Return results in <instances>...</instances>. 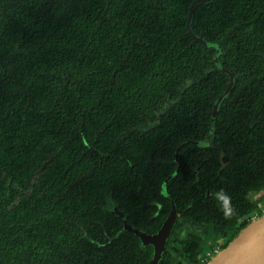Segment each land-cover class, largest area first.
Segmentation results:
<instances>
[{
	"label": "trees",
	"instance_id": "obj_1",
	"mask_svg": "<svg viewBox=\"0 0 264 264\" xmlns=\"http://www.w3.org/2000/svg\"><path fill=\"white\" fill-rule=\"evenodd\" d=\"M194 1L0 0V264L149 263L106 206L158 230L143 201L210 131L229 78L187 30ZM190 27L234 83L167 191L223 249L264 195V0L196 4ZM179 245L199 264L197 237Z\"/></svg>",
	"mask_w": 264,
	"mask_h": 264
},
{
	"label": "water",
	"instance_id": "obj_2",
	"mask_svg": "<svg viewBox=\"0 0 264 264\" xmlns=\"http://www.w3.org/2000/svg\"><path fill=\"white\" fill-rule=\"evenodd\" d=\"M213 0H195L189 7V15L187 19V30L189 34L193 37L195 42L201 44L202 46L208 48H215L216 54L214 56V63L217 69L225 73L228 78V85L226 90L215 100L213 110H212V123L208 135L200 141H186L181 143L175 151V161L177 163V168L172 175L168 176L164 180L163 191H165L166 183L173 178L180 169V163L178 161V155L183 147L188 144L199 147H206L214 137L215 131V115L219 110L220 104L229 95L234 78L233 75L219 63V55L221 53V48L218 44L210 43L199 36H197L191 29L190 23L194 13V7L199 3H211ZM176 216V209L173 208L172 213L169 215L168 219L164 222L162 228L153 236H146L145 234L134 231V233L140 238L142 244H148L154 247L152 254V259L149 264H158L161 259L162 250L166 244V238L169 235V231L174 223ZM123 228H128L123 220ZM207 264H264V214L252 219L244 228H242L234 238L223 248L218 254H216Z\"/></svg>",
	"mask_w": 264,
	"mask_h": 264
},
{
	"label": "flooded vegetation",
	"instance_id": "obj_3",
	"mask_svg": "<svg viewBox=\"0 0 264 264\" xmlns=\"http://www.w3.org/2000/svg\"><path fill=\"white\" fill-rule=\"evenodd\" d=\"M211 144H212V142L209 143L206 146V148L210 147ZM199 148H201V147H199ZM173 161L176 163L175 152L173 155ZM178 161H179V155H178ZM220 163H222V165H225L228 163V159L226 157H223L220 160ZM176 168H177V163H176ZM176 168L174 169V171L176 170ZM180 168H181V165H180ZM173 172H172V174H173ZM196 175H197V169L195 171V176ZM168 182L165 185V191H163V184H164V181H163L159 188L154 189L153 193H156V195L153 196L150 201H143V207L145 208L146 206H149V209H150L149 213H147L148 215L146 216V220L154 226H156L160 222L159 229L156 231L148 233L145 230H142L140 228H135V227L131 226L130 224H128L126 221L127 215L122 214V212L118 210V205L112 200L107 201L108 204L106 207H107L108 211H110L111 213H114L116 216H119L122 219V223L124 220L125 224H127V226H128V228L124 229L125 231H128L130 233H134V231L137 230V231L145 234L146 236L155 235L162 228L164 222L168 219L169 215L172 213L173 208H175L176 209L175 220H174V223H173V225L169 231V235L166 238V244H165L164 249L162 250L161 259H162L165 252H172L173 256L177 257V259H178L177 261L179 264H187L188 261L190 260V258H189L190 254L184 253L182 251L183 245L177 246V247H179V250H180L179 253L174 251L175 238L178 239L179 241H187L189 235H194L195 237H197L199 239V249L198 250H199V254H200L203 251L205 252V247H207V246L211 247L214 244V242H216L215 240L217 239V237L213 235L212 230L210 229V227L206 226V224H202V223L192 221L190 215L186 214L184 210L180 211L178 206H176V203H175L173 197L167 191ZM150 190H153V189L150 188ZM158 191H160V193ZM258 195H261L264 197V195L262 193H259V194L255 195L254 198L250 197V199L252 202L259 205L261 202L258 201V199H257ZM263 200H264V198H263ZM206 228H207V231H206ZM220 239L222 240L221 243H224L227 241L226 238H223V239L220 238ZM139 242H140L139 247H141V249H143V251H149L150 254H153V251H154L153 246L148 245V244H142L140 238H139ZM178 254H179V256H178ZM161 259L159 260L158 264L160 263ZM149 262H150V260H149Z\"/></svg>",
	"mask_w": 264,
	"mask_h": 264
},
{
	"label": "built area",
	"instance_id": "obj_4",
	"mask_svg": "<svg viewBox=\"0 0 264 264\" xmlns=\"http://www.w3.org/2000/svg\"><path fill=\"white\" fill-rule=\"evenodd\" d=\"M257 214H253L251 220L256 218ZM220 243L215 244L211 249H208L203 253V255L199 259V264H207L216 254L221 251Z\"/></svg>",
	"mask_w": 264,
	"mask_h": 264
},
{
	"label": "clouds",
	"instance_id": "obj_5",
	"mask_svg": "<svg viewBox=\"0 0 264 264\" xmlns=\"http://www.w3.org/2000/svg\"><path fill=\"white\" fill-rule=\"evenodd\" d=\"M215 197L221 201V209L223 211H225V215H230V212L228 211V209H226L224 207L225 204H228L229 208H230V200H231V197L225 193L223 190H220L219 192H217L215 194Z\"/></svg>",
	"mask_w": 264,
	"mask_h": 264
},
{
	"label": "rangeland",
	"instance_id": "obj_6",
	"mask_svg": "<svg viewBox=\"0 0 264 264\" xmlns=\"http://www.w3.org/2000/svg\"><path fill=\"white\" fill-rule=\"evenodd\" d=\"M263 196H261V195H258V197H257V199H258V201H260L261 203L259 204V207H257V217H259V216H261V215H263L264 214V200H263ZM216 243H221L222 242V240L220 239V238H217L216 240ZM209 249V247L207 246V247H205V251H207Z\"/></svg>",
	"mask_w": 264,
	"mask_h": 264
}]
</instances>
